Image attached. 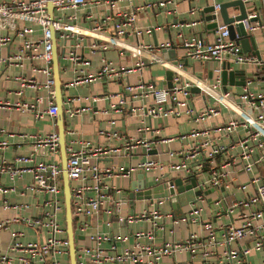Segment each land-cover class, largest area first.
<instances>
[{
  "label": "built area",
  "instance_id": "2783aa9c",
  "mask_svg": "<svg viewBox=\"0 0 264 264\" xmlns=\"http://www.w3.org/2000/svg\"><path fill=\"white\" fill-rule=\"evenodd\" d=\"M118 1H126L127 9L117 11L116 17L105 11L95 20L89 21V25L78 22V11L99 7L108 3L110 7ZM137 0H50L53 7V19L48 17V0H11L0 2V29H6V33L0 35V75L5 64L19 69L14 76L18 83L16 94L23 95L24 90L31 88L36 91L43 90L41 94H35L31 102H17L15 106L20 111L35 110L36 118H49L54 121L58 112L55 103L54 81L52 75V44L50 39V27L58 31L56 44L64 49V55L60 59H66L72 63L73 77L64 83V88L91 84L101 80L126 79L136 71H142L146 61L161 64L172 71L170 87H156L151 82L139 78L137 82L126 83L122 90L108 93L110 100L118 98L116 103H110L109 110L122 111L128 102L134 99L141 101L138 107L130 106L129 111L140 113L150 118L177 117L185 114L190 118L206 123L208 119L220 114V109L225 108L233 114L229 120L217 127L193 128L187 134L191 137L201 135L202 139L186 149L169 151L170 157H179L176 162L163 163L153 158L145 159L130 166L128 169L114 167H99L97 159L104 152H116L124 149L129 153L136 147L143 149L147 154L160 143H169L174 137H158L148 139L145 136H125L114 130H99L98 134L105 139H122L121 147L111 150L102 145L93 144L89 140L73 139L65 141L66 171L69 179L71 193V212L73 219L76 264H160L164 256H173L183 251H199L204 259V264H252L247 261V256L255 250L264 249V87L255 84V78L247 77L239 93H232L226 89L222 82L221 72L223 66L229 65L231 70L234 64L262 65L264 58L255 54L245 53L238 42L229 37L227 25L219 20V3L213 4L215 18L205 21V25L215 24L214 39L205 41L198 35L182 37V45L185 49L184 58L207 61L216 60L219 66L216 69L217 76L212 81L193 75H187L183 64L175 60H165L155 51L168 49L171 41H166L155 47L139 42L130 45L123 40V36L133 33L137 37L143 32L149 33L152 28H140L136 26L137 12L143 8L153 6H166L168 2L175 0H160L158 2H143L133 5ZM248 3L256 0H241ZM264 3V0H261ZM234 9V8H229ZM197 8L191 7L190 15L197 12ZM231 16L235 15L231 10ZM255 14H249L253 17ZM92 14L86 13L85 18H91ZM246 30L252 32L261 24L253 22L247 24L243 20ZM191 24H196L192 21ZM13 32L12 34L9 32ZM90 38L87 45L90 53L103 51L108 48L125 50L128 47L137 61L131 67H117L111 60L101 58V65L95 71H90V59L81 53L82 43L79 39ZM18 40L17 49L13 52L3 53V48ZM73 39V42L71 40ZM61 41L63 42L61 44ZM30 62V74L25 72V65ZM41 75V77H37ZM264 79V77H263ZM193 87L199 89V94L208 95L212 99L210 105L197 109L191 102ZM64 90V89H63ZM62 90V105L65 116L82 111L85 107L74 108L75 100L95 103L97 95L84 97L64 95ZM129 94V99L126 94ZM8 105L7 101H4ZM65 105H67L65 107ZM41 107V108H39ZM109 110H105L107 113ZM114 123V121H111ZM56 125V124H55ZM147 129V128H144ZM215 132V136L211 134ZM73 133V132H71ZM31 141L33 149L28 153L15 156L7 160L3 151L8 146V141H0V177L6 174L14 181L23 173L32 174V182L27 189L33 193L43 194L40 213L37 217L24 216L20 212L11 219L31 227L37 235L32 241L20 240L24 233L11 232V241L7 248L0 252V264H69L68 240L65 227V209L62 194L61 162L57 131L45 134L23 135ZM180 137H184L180 135ZM66 140V139H65ZM223 140H227L224 143ZM40 148L44 151L40 152ZM38 153L43 157L37 161ZM223 154L218 165L215 158ZM205 164H208L210 175L196 182L200 190L206 186H223L228 189L236 188L240 196L235 197L228 208L231 214L238 210L239 224L229 223L222 227L219 239L213 232L206 237L190 234L184 240H171L156 244L153 242L155 228L158 227V219L172 220L177 223L170 211L163 212L159 206L170 199L176 185L171 179H164L160 174L154 177L155 184L162 186L167 194L161 197L148 199V206L138 213L123 214L122 207L127 203L124 196L117 195L120 190L106 182L105 177L110 175H130L135 169L159 170L161 173L170 171H182L188 178L201 175ZM230 173L243 172L248 176L245 182H237L235 178L227 180ZM235 180V181H234ZM236 182V183H235ZM9 188L0 182V196L4 197ZM202 195L195 196V202L202 199ZM194 202V203H195ZM192 211L197 212L196 207ZM28 203L10 204L3 201V209L10 207L15 210L29 208ZM185 215V214H184ZM145 220L152 224L149 231L138 230L133 233L119 235L112 232L114 224H124ZM10 219L0 220V229L7 227ZM104 227V229H102ZM82 236V239L77 238ZM134 242L128 243L129 237ZM141 239H147L143 242ZM83 241V242H82ZM239 241H251L252 244L231 248L230 244ZM218 245H225L221 254L218 253ZM67 256L64 263L60 257ZM212 256H217V263ZM260 264H264V259Z\"/></svg>",
  "mask_w": 264,
  "mask_h": 264
},
{
  "label": "crops",
  "instance_id": "0c3cea01",
  "mask_svg": "<svg viewBox=\"0 0 264 264\" xmlns=\"http://www.w3.org/2000/svg\"><path fill=\"white\" fill-rule=\"evenodd\" d=\"M11 0H0V2H9ZM160 0H137L133 5L142 4L143 2H158ZM233 0H175L174 2H168L166 6H153L149 8L140 9L137 12L136 26L146 29L154 27L149 33L143 32L142 35L136 36L133 33H128L123 36V40L130 45H135L137 42L155 47L166 41H171L172 46L168 49H162L155 51L158 56L165 60H175L183 64L184 70L187 75H193L197 77L205 78L207 81H212L218 74L216 69L219 66V62L216 60L198 61L193 59L184 58L185 49L182 45V37L191 35H198L205 41H212L214 39V32L210 30L205 21L202 20L203 15L201 11L209 5L214 3H224ZM126 1H118L114 6L110 7L108 3H103L99 7L89 9H80L78 11V22L82 25H89V21L94 23L95 20L103 15L105 11L111 14L112 18L116 17L117 11L125 8ZM191 7L197 8V12L193 15L189 14ZM247 12L255 14L258 17L257 23L261 24L259 28H256L249 34L253 37L254 48L243 51L245 53L255 54L259 58H264V3L261 0L251 1L245 3ZM231 10L228 9V15ZM92 14L91 18H85L86 13ZM206 15V14H204ZM220 22H222L219 16ZM192 21H196V24H191ZM6 29H0V35L5 34ZM13 33V32H9ZM82 43L81 53L90 59V66L87 67L90 71L97 70L101 65V58L105 57L111 60L117 67H131L137 61V57L133 56L130 49L125 48L121 50L118 48H108L103 51H95L90 53L87 50V45L91 43L90 38L79 39ZM73 42V39L71 40ZM63 42L61 41V44ZM18 40L14 39L11 44L3 48V53L8 51L13 52L17 49ZM241 46V45H240ZM251 47V44H250ZM62 48V46H61ZM242 48V47H241ZM146 63L142 71H136L130 73L125 79H109L101 80L91 84H83L64 88V95L80 96L81 98L86 95H97L98 100L93 102L81 100H75L72 106L85 107L82 111L74 113L73 116L66 114V126H65V139L70 141L73 139L89 140L93 144L102 145L108 149L114 147H121L122 139L107 140L103 135L98 134L99 130H114L120 135L125 136H145L148 139L158 137H174L169 143H160L147 154L143 149L136 147L127 153L126 150L120 149L116 152H104V154L97 159L99 167H114L128 169L130 166H135L137 163L144 161L148 158L156 159L163 163L176 162L179 157H170L168 152L186 149L192 144L202 139L201 135L197 137H191L187 134L193 128H212L220 126L226 123L230 117L233 116L231 112L225 108L220 109V114L207 120L206 123H201L193 118L188 117L185 114L173 117L150 118L142 116L137 113V110L130 112V106L138 107L141 105V101L134 99L132 102H128L127 106L122 108V111L109 110L110 103H116L118 98L113 97L110 100L106 97L108 93H115L123 89L125 84L135 83L141 77L146 82H151L156 87H165L168 83H171V79H167L166 69L159 63H153L145 59ZM30 62H27L24 69L25 72L30 74L29 71ZM242 70L244 74V80L247 77L255 78V84L260 88L264 87V62L262 65L257 64H234L231 70ZM171 71V70H170ZM172 72V71H171ZM19 73V69L5 64L3 67V73L0 75V141H8V146L3 151V156L7 160H12L15 156L28 153L33 149L31 141L27 140L23 135L25 134H38L45 135L53 131H57V127L54 121L49 118H36L35 110L29 109L20 111L16 108L17 102H31L34 99L35 94H41L43 90L39 92L31 88L24 90L23 95L16 94L18 89V83L14 80V76ZM59 76L62 84L68 82L73 77L72 63L66 59L59 60ZM242 74H238L234 77L233 82H229L227 78L225 87L232 93L236 94L242 90V85L237 84ZM37 77H41L38 75ZM168 87V86H167ZM126 98L129 99V94H126ZM191 102L194 103L197 109L203 108L205 105H210L212 99L208 95L199 94L198 92H192ZM8 102V105L4 103ZM67 105H65L66 107ZM41 108V107H39ZM105 110H109L104 113ZM114 121V123H111ZM147 128V129H144ZM73 132V133H71ZM217 133L213 132L211 135L215 136ZM183 135L184 137H180ZM227 143V140H223ZM44 151V148H40V152ZM224 158L223 154L218 155L214 164L218 165L221 159ZM43 157L38 153L36 160L40 161ZM208 164L205 167L201 175L196 178H188L182 171H170L161 173L159 170H143L135 169L130 175H110L106 176L105 180L112 186H115L120 190L117 195L124 196L127 199V203L122 207L123 214L138 213L148 206V199L138 198L134 196L131 200L129 195L136 193L139 190H152L155 186L154 177L157 175H164V179L175 180L180 178L183 184H188L190 179H195L196 182H200L203 178H207L210 175ZM235 178L237 182H245L248 176L243 172L230 173L227 176V180L231 181ZM235 181V180H234ZM1 184L9 188L4 195L0 196V220L10 219L7 227L0 229V252H3L11 241V232L21 231L24 236L20 240L27 242L37 238L36 232L29 226L21 222L12 221L15 214L20 212L24 216L37 217L41 209V201L43 194L33 193L27 189V186L32 182V174L29 172L23 173L20 178L14 181L10 180L6 174H2L0 177ZM236 183V182H235ZM199 189L195 187L194 190ZM205 191V193H203ZM202 199L197 200L193 207H196L197 212L192 211V204L181 206L180 208L173 207L170 199L163 205L159 206V209L163 212L170 211L174 218L178 219L177 223H172L170 219L161 220L158 219V227L155 228L153 242L161 244L171 240H184L190 234H197L200 237H206L210 232H213L217 239L221 236L222 227L229 223L239 224L238 210L235 209L231 214L228 212L229 206L232 204L235 197L240 196L239 190L236 188L228 189L223 186L211 187L206 186L202 189ZM7 200L10 204L13 203H28L30 206L28 209L15 210L10 207L3 209V201ZM181 211L185 214L182 215ZM104 229V227L102 228ZM152 229V224L149 221L140 220L134 221L123 226L114 224L112 226V232L115 234H129L138 230L149 231ZM145 242L147 239H141ZM134 242V238L129 237L128 243ZM246 244L251 245V241H239L230 244L231 248H239ZM226 246L218 245L217 251L221 254L222 250ZM61 260L66 263L67 257H60ZM213 260L217 263V256H212ZM264 259V249L252 251L247 256V261L252 264H260ZM160 264H204V259L199 251L188 252L183 251L176 253L173 256H164ZM224 264V263H219ZM245 264V263H241Z\"/></svg>",
  "mask_w": 264,
  "mask_h": 264
},
{
  "label": "water",
  "instance_id": "95a60500",
  "mask_svg": "<svg viewBox=\"0 0 264 264\" xmlns=\"http://www.w3.org/2000/svg\"><path fill=\"white\" fill-rule=\"evenodd\" d=\"M234 8L236 10V14L234 16L228 15V9ZM47 10H48V17L52 20L53 19V7L48 0L47 2ZM214 8L213 5L206 6L202 11L201 14L203 15L204 21H210L214 17L212 14ZM206 14V15H204ZM251 14V13H250ZM219 15L222 20V23L227 25V29L229 31V37L234 39L238 42L243 51L250 50L254 48L253 45V37L249 34L246 30L245 24L243 20H247V24L253 23L258 21L257 15L253 17H249V13L246 10L245 3L241 0H233L230 2H224L219 5ZM210 30H214L215 24L207 25ZM58 37V31L54 30L53 27H50V39L52 44V75L54 81V92H55V103L58 106V112L55 118V124L57 127V134H58V144H59V151H60V162H61V179H62V194H63V202H64V217H65V227H66V234L68 240V256H69V264H76L75 262V237L73 232V219H72V212H71V193H70V186H69V179L66 171V153H65V126H66V116L64 113L63 105H62V90L64 86L59 76V60L64 55V49L58 48L56 44V39ZM251 44V47H250ZM229 65L223 66L221 77L223 84H226L227 78L229 82H233L234 77L238 74H242L240 76V80L237 81V84L243 85L244 84V74L242 70H228ZM167 79L170 80L172 78V72L170 70H166ZM168 87L171 86V83H168ZM192 92H199L197 87H193L191 89ZM174 184L176 185V194H174V190H170L172 196L170 197V201L176 208H180L181 206L187 205L189 203L195 202V196L201 195L202 190L197 189L194 190L196 187L195 179H190L188 184H183L180 178L175 179ZM205 193V191L203 192ZM167 193L163 191L161 185L155 186L152 190L147 189L145 191L139 190L136 193H131L129 195L130 199L132 200L134 196L138 198H146L150 199L151 197H161L165 196ZM181 214L184 213L181 211ZM77 238L82 239V236H78Z\"/></svg>",
  "mask_w": 264,
  "mask_h": 264
},
{
  "label": "rangeland",
  "instance_id": "374dc122",
  "mask_svg": "<svg viewBox=\"0 0 264 264\" xmlns=\"http://www.w3.org/2000/svg\"><path fill=\"white\" fill-rule=\"evenodd\" d=\"M83 242V241H82ZM75 244H77V241H75ZM67 257V256H66Z\"/></svg>",
  "mask_w": 264,
  "mask_h": 264
}]
</instances>
